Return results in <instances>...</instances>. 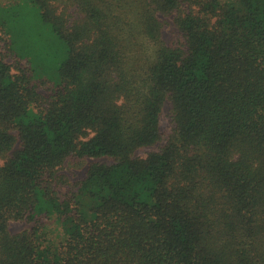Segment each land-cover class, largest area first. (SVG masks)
I'll return each instance as SVG.
<instances>
[{
    "label": "trees",
    "instance_id": "16d2710c",
    "mask_svg": "<svg viewBox=\"0 0 264 264\" xmlns=\"http://www.w3.org/2000/svg\"><path fill=\"white\" fill-rule=\"evenodd\" d=\"M32 2L65 57L0 33V264H264V0ZM69 157L111 162L61 196Z\"/></svg>",
    "mask_w": 264,
    "mask_h": 264
},
{
    "label": "rangeland",
    "instance_id": "374dc122",
    "mask_svg": "<svg viewBox=\"0 0 264 264\" xmlns=\"http://www.w3.org/2000/svg\"><path fill=\"white\" fill-rule=\"evenodd\" d=\"M160 17L167 20L162 29L164 40L172 44L182 39L171 17ZM0 33L6 37L13 55L28 64L35 79L54 82L58 67L65 57V46L51 26L41 20L39 9L32 0H0ZM8 47L5 41L0 42V51L6 53ZM5 60L11 62L12 58L7 55ZM172 125L170 104L167 102L160 115V128L164 137L171 132ZM163 143L162 140L155 145L138 148L135 155L145 156L151 150H158ZM2 161L3 158H0ZM93 161L111 162V159L69 157L65 161L61 172L68 176L69 182L58 187L61 196L75 189L78 180L85 176L87 166ZM32 225L26 221H11L9 229L12 233H19Z\"/></svg>",
    "mask_w": 264,
    "mask_h": 264
}]
</instances>
